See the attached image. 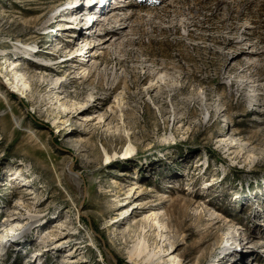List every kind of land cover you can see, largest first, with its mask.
<instances>
[{
  "label": "rangeland",
  "instance_id": "374dc122",
  "mask_svg": "<svg viewBox=\"0 0 264 264\" xmlns=\"http://www.w3.org/2000/svg\"><path fill=\"white\" fill-rule=\"evenodd\" d=\"M151 210L158 264H264V0H0V264H143Z\"/></svg>",
  "mask_w": 264,
  "mask_h": 264
},
{
  "label": "bare ground",
  "instance_id": "6f19581e",
  "mask_svg": "<svg viewBox=\"0 0 264 264\" xmlns=\"http://www.w3.org/2000/svg\"><path fill=\"white\" fill-rule=\"evenodd\" d=\"M90 5L91 4L88 3L87 7H83V8H81V10L77 11L78 14H84V16L87 17L86 18L87 20H89V16H91L90 11L93 10L92 9L93 6L92 5L90 6ZM73 9L74 8H71V10H73ZM109 10L110 9L106 10L103 7L102 8H96L94 11H92V14L94 16L96 15V18H100V20H104L106 18L105 15L109 12ZM55 21H57V20L53 19L49 24H52V22H55ZM72 27H73V25L71 23H69V24L67 23V28H72ZM72 32L73 31L68 32V33L72 34ZM85 44L86 43H83L84 48H85ZM31 48H34V46H31V45L25 43L22 46V51L24 53L29 54L28 51H31L30 50ZM82 56H84V55H82ZM82 56H81V58H79L80 62L78 64H72V65H77V67L71 71L73 73V75H72L73 77L79 76V78H83L85 75L88 74L87 67L89 66L88 63L90 62V59H92V54L88 53L87 59H85V57H82ZM13 62L12 61L8 62V66L11 65ZM22 63L23 62L19 61V63H15L13 65L12 69H11V67H10V69H8L10 72L11 78H12L11 82H9V83L13 87H16L13 85V82H15V84L19 83L22 90H24V92H28L30 90V83H29L28 78L22 73L21 70L16 69V66H20ZM39 69H41L38 72L39 74H41V76H40L41 78L43 77V75H47L46 74L47 70L54 71L52 69H49V67H45V66H41V67H39ZM58 79L60 80V82L58 80L57 82H55V85H57V87L59 88L63 85L62 84V77L58 78ZM38 81L44 82V79H41V80L39 79ZM41 82H39V84ZM17 90L20 91V89H17ZM76 94L78 95V93H76ZM54 98L56 99L57 102L60 99L58 95H56ZM80 105H81L80 107H82V104H80ZM61 106H62V110H66L68 108L64 104H61ZM91 119H92V115L90 113L85 114L84 120H91ZM102 119H103V115L100 114L98 116L99 122ZM103 152H104L105 158L108 159L110 157V155L108 154L109 152L107 150H105V148H104ZM129 152H130V149H126L123 154L128 156ZM132 189H133V187H130V191H129V195H131L132 197L137 195V194H140V192H141L140 189H135V190H138L137 193H135V190H133V192H131ZM127 196H128V194H127ZM134 203H137V205L135 207H139V208H144V206L146 205V202L135 201ZM163 217H164L163 211L151 210L150 212L144 214L141 217V219H139L137 221L136 220L133 221V217L131 218L132 219V221H130L131 223H129L128 226L124 229V233L127 234V237L134 236V238H135V242H134L131 250L128 253L129 259H131V260L136 259L140 263H143V264H151V263L152 264H158L159 263V262H157V259L160 257L159 254L162 251V247L157 246L156 250L146 251V244H145V240H144V229H145V227L155 230L156 235L158 237H160V239L164 238V240L167 241L168 248L169 249L172 248L173 243L170 240L169 233H167V232L165 233L167 226H166V223H165ZM19 225H20L19 221H14L11 225L7 226L4 229V231H6L7 234H9L8 237H12V234H14L15 232L18 231V228H20ZM1 237H4V236H1ZM168 248H166V250H168ZM166 255H167V258L164 261H162V263H160V264H181L180 257L177 256L176 254H173L172 251L168 252Z\"/></svg>",
  "mask_w": 264,
  "mask_h": 264
}]
</instances>
